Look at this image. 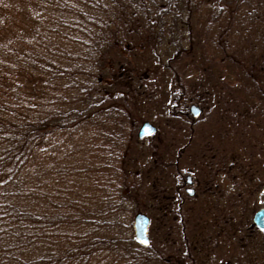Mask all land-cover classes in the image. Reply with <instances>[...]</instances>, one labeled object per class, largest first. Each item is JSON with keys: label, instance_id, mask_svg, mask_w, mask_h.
<instances>
[{"label": "trees", "instance_id": "1", "mask_svg": "<svg viewBox=\"0 0 264 264\" xmlns=\"http://www.w3.org/2000/svg\"><path fill=\"white\" fill-rule=\"evenodd\" d=\"M135 38L173 58L210 47L264 106V0H0V264L166 261L135 240L139 122L105 88L112 49ZM173 78L170 102L188 86Z\"/></svg>", "mask_w": 264, "mask_h": 264}, {"label": "rangeland", "instance_id": "2", "mask_svg": "<svg viewBox=\"0 0 264 264\" xmlns=\"http://www.w3.org/2000/svg\"><path fill=\"white\" fill-rule=\"evenodd\" d=\"M145 40L135 38L112 49L104 74L105 88L118 90L120 101L126 97L138 126L150 121L157 127L156 134L136 138L128 159L133 170L141 172L130 204L149 217L148 249L166 258L161 264H190L187 242L196 246L192 253L198 263L251 264L250 253L255 251L256 264H264V243L253 249L249 226L254 211L264 205V106L246 98L239 67L221 65L224 61L210 47L204 50L192 42L190 49L186 43L187 54L173 58L172 47L161 45L155 51ZM210 62L217 64L209 68ZM175 73L184 79L190 75L189 86L195 90L204 85L201 90L208 92L210 114L192 129L169 111ZM201 75L205 83L193 86ZM200 98L195 96V101L202 102ZM243 108H250L249 115L241 112L237 117L235 112ZM76 147L68 145L73 151ZM186 169L194 175L198 195L178 207L172 193L178 171ZM225 181L237 182L239 188L223 191Z\"/></svg>", "mask_w": 264, "mask_h": 264}, {"label": "flooded vegetation", "instance_id": "3", "mask_svg": "<svg viewBox=\"0 0 264 264\" xmlns=\"http://www.w3.org/2000/svg\"><path fill=\"white\" fill-rule=\"evenodd\" d=\"M190 78L191 77L186 78L185 85H188V86H185V92L181 96H178L176 93V90L178 89V87H175L173 89V98H172L173 101L170 102V105L172 108V116L175 117L174 120L179 121L181 123H187L191 126V129H192V126L197 125L199 123V121L206 120L204 116L205 115L208 116L210 114V110L208 108L209 104L207 101L208 92L205 91V89L202 90L201 92L196 91V89H195V92H194L193 87L189 86L190 84H188L189 82L187 81ZM195 96H201L200 99H202V102H196ZM193 105L197 106L199 109V113L195 117L193 116V113L191 112V106H193ZM234 105H236V104H234ZM249 109H246V108L239 109L237 112H235V114H237V117H239L240 113L243 112V114L245 116H248L249 112L247 110H249ZM156 129H157V127H156ZM156 132H157V130H156ZM156 132L154 134H156ZM219 133L217 134L218 138H220ZM151 135H153V134H151ZM222 135L223 134H221V136ZM147 136H150V135H147ZM177 174H178V180L176 182L175 191L172 193V198L174 201H176L177 206L179 207V205H181L183 203L184 199L191 198V197L198 195L197 194L198 189H197V185H196L194 175L190 169L178 171ZM188 175L190 176V180H189L190 183H186V176H188ZM233 177H232V179H233ZM230 185H232V186H230ZM236 185H237V182L230 184V182L225 181L220 189L223 191L226 189H228V190L229 189H233V190L236 189L237 190V188H239V186L236 187ZM190 190H191V192H189ZM259 208H264V205L259 207ZM258 209H256V210H258ZM255 211L253 213L251 223L249 225L250 226V237H251L250 240H251V244H252L253 249H256L255 245H257V244L262 245L264 243V229L261 228L260 226H258L257 223L255 222V220H254ZM259 234H262V235L259 236ZM259 239H262V241L260 242ZM263 246L264 245H262V247ZM185 248L187 251L186 259H187V261L188 260L190 261V264H202V262L198 263L197 258H195L194 254L192 253V249H196V246L193 243L187 242V244H185ZM260 249H263V248H260ZM253 253H255V251H251V253H250L252 255V261H253L251 264H256V262H255L256 256Z\"/></svg>", "mask_w": 264, "mask_h": 264}, {"label": "water", "instance_id": "4", "mask_svg": "<svg viewBox=\"0 0 264 264\" xmlns=\"http://www.w3.org/2000/svg\"><path fill=\"white\" fill-rule=\"evenodd\" d=\"M191 112L193 116H197L199 113V109L197 106H191ZM147 129V131H145ZM156 131V127L152 125L148 121H144L139 130H138V137H143L148 134H152ZM186 183H190V176L188 175ZM191 192V190L189 191ZM254 220L258 226L264 229V208L257 210L254 214ZM149 224V218L143 213H136L133 219V227H134V234L135 238L144 246L149 244V239L147 236V227Z\"/></svg>", "mask_w": 264, "mask_h": 264}, {"label": "snow or ice", "instance_id": "5", "mask_svg": "<svg viewBox=\"0 0 264 264\" xmlns=\"http://www.w3.org/2000/svg\"><path fill=\"white\" fill-rule=\"evenodd\" d=\"M145 131H147V129H145Z\"/></svg>", "mask_w": 264, "mask_h": 264}]
</instances>
